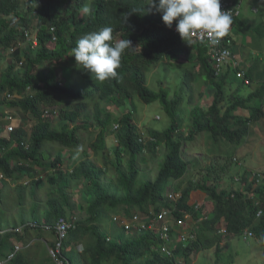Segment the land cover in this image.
Masks as SVG:
<instances>
[{
    "label": "trees",
    "instance_id": "trees-1",
    "mask_svg": "<svg viewBox=\"0 0 264 264\" xmlns=\"http://www.w3.org/2000/svg\"><path fill=\"white\" fill-rule=\"evenodd\" d=\"M150 2L0 0V48L10 51L6 68L0 71V110L4 116L6 112L13 114L17 126L0 139V174L11 183L0 185V205L7 190L4 188L8 186L9 194H13L12 186L17 184L15 189L23 191L19 206L25 209L24 214L32 216L29 221L22 213L17 225L9 226L7 232L0 230V264H55L48 248L55 247L56 226L61 221L74 224L62 249L69 264H78V258L81 264H191L195 253L213 249L220 261L222 253L237 239L264 242V173L244 169L231 178L227 174L240 163L227 157L219 171L209 167L194 182L193 177L198 175L190 174V166L196 167L199 161L189 157L188 147L184 149V144L202 134L210 135L214 143L228 142L235 147L255 136L254 128L264 121V63L256 58L249 67L236 68L249 81V85L241 83V88L254 90L247 97H228L232 69L218 73L210 50L204 44L190 47L187 39L175 36L174 23L171 29L166 27L161 15L149 9ZM84 6L91 9L89 14L82 12ZM251 25L236 18L234 33L225 36L234 41L236 55L245 46L238 49L237 37ZM105 26L112 27L114 41L129 39L133 48L122 55L117 75L101 82L91 79L82 66H76L71 50L83 35ZM262 28L264 23L254 28L261 38ZM29 36L37 46L33 41L24 45ZM165 60L171 70L183 74L184 87L173 96L171 89L155 91L148 85L153 67ZM194 86L200 90L201 102L196 101ZM208 89L215 90L211 99H205ZM9 95L18 98L9 99ZM136 101L159 104L170 121L168 128L156 130L151 126L153 129L141 133L135 122ZM112 107L129 112L119 117ZM57 112L58 122L54 119ZM21 115L28 121L18 126ZM90 126L96 129L90 146L94 153L104 150L109 136L114 139L116 162L109 160L106 153L105 168L90 160L87 153L83 154L85 158L76 156L84 143L80 133ZM50 145L58 151L55 159ZM159 147L165 148L163 157ZM63 150L72 153L71 170L61 169ZM122 154L128 156L126 166ZM138 161L158 164L153 181L145 180L146 172L137 168ZM111 168L119 175L116 187L104 183ZM43 175L46 177L41 179ZM171 179L177 183L174 192L181 195L177 201H171L168 193L162 194L163 186L170 188ZM26 181H30L32 199L37 190H48L45 206L33 204L34 209L25 205L22 184ZM223 181L238 186L226 188ZM77 183H82L81 198L85 199V217L81 219L70 197L75 188L70 189ZM196 193L204 196L202 200L194 198L201 206L198 212L192 202ZM144 205L148 206L147 215L150 208L158 213L171 207L179 220L192 213L196 221L191 231L194 239L185 246L174 232V244H163L159 231L131 232L119 225L105 232L107 208L112 210V220L114 215L127 217L131 209ZM4 215L0 207V226ZM202 217L205 219L197 223ZM220 226H224L225 234L220 233ZM222 241L226 244L222 245ZM17 246L20 248L16 251ZM169 246L172 256L163 252ZM13 252L15 256L9 259Z\"/></svg>",
    "mask_w": 264,
    "mask_h": 264
},
{
    "label": "rangeland",
    "instance_id": "rangeland-1",
    "mask_svg": "<svg viewBox=\"0 0 264 264\" xmlns=\"http://www.w3.org/2000/svg\"><path fill=\"white\" fill-rule=\"evenodd\" d=\"M22 2L28 1V0H21ZM241 7L244 6V13L243 16L240 18V20L247 19L249 22H252V25L249 26L246 30L242 29V32L238 35V43H240L241 47L245 45L248 50L247 53L240 54L241 60L244 61V66L247 68L249 67L248 61H251L252 59H256L258 57H264V37H259L258 33L254 31V28L258 26L260 23H264V0H241ZM252 9L257 10V14L253 15L251 12ZM262 31H264V28H262ZM35 39L33 37H29L26 40V43L24 45H28ZM243 44V45H242ZM20 46V45H19ZM244 47V48H246ZM246 48V49H247ZM10 51H5L3 48H0V71H4L6 68V57L7 62L9 58ZM238 54V53H237ZM246 60V61H245ZM182 73L175 72L171 70L168 66V62L162 61L159 65H156L153 67L151 72L149 73V87L152 90L158 91L161 88L164 89H171L172 96L175 94L176 91L181 90L184 85L182 83ZM229 78V85H231L229 88H227L228 97H231L232 95H241L243 97H247L249 94L248 92L251 90H254V87L250 89L243 87L241 88V80L237 79L233 76ZM240 81V82H239ZM194 89H196L195 93H197L196 101L201 102L200 97V90L197 89V86H194ZM215 90L208 89L205 95V99L209 98L211 99L214 95ZM186 93L183 92L182 95H185ZM204 99V100H205ZM137 105V114L138 117L135 119V122L137 126L139 127L141 133L147 132L148 129H153L151 126H153L156 130H164L168 128L170 125V121L168 120L167 116L164 114V112L161 111V107L159 104H152V105H146L142 104V102L136 101ZM184 107V106H183ZM111 111H113L114 115H117L121 117L123 114H126L129 112V109L124 108L123 110H118L117 108H110ZM2 112L0 110V119L3 117ZM59 114L57 112V116L55 121H59ZM5 120V116L3 117ZM21 123L19 122L18 126L25 125L28 121L27 116H20ZM3 120V121H4ZM5 123L1 122L0 120V130L4 135H6L5 128L7 126V122ZM57 122L55 124H57ZM7 123V124H6ZM15 123V122H14ZM6 125V126H4ZM255 127V126H254ZM17 128V126H16ZM15 128V129H16ZM186 129L189 127L186 126ZM95 127L90 126L89 130H83L81 131L80 135L83 140V146L79 149L78 154L76 156L84 157V153H87L90 160L95 161L100 167L105 168V156L106 153L108 155L109 160L112 162H116V155L114 152L115 144H113V137L109 136L107 138V145L104 148L103 151L99 152L98 154L94 153V151L91 149V144L95 139ZM188 145V146H187ZM188 147V155L190 158H196L198 159V164L196 167L193 165L190 166V174L198 175V177H193V180H198L197 178L200 177V174L202 171H206L209 167L215 166L217 170L219 171V167H221V164L225 163V160L227 157L231 158L233 157L234 160L239 161L240 165H234L233 170L227 174L231 178H235V174L242 173L244 169H248L251 173L253 172H262L264 173V137H259L258 134H255V136H250L246 138V142L241 147H235L228 142H222V143H214L211 139V136L208 134H202L196 138V140L189 144H184V149ZM161 148L160 156L163 157L165 148ZM51 149V155L52 159H55L58 151H54L55 146L50 145ZM57 149V148H56ZM125 162L123 163L124 166L127 164L128 156L126 154H122ZM149 157V154H147ZM61 159L63 160V163L61 165V169H73V162L71 160L72 153L69 151L63 150L61 151L60 155ZM235 162V161H234ZM237 163V162H236ZM137 168L141 170V172H146V181H153L157 174H158V164H156L155 161H151L148 165L141 163L140 161L136 164ZM107 180L104 181V183L112 184V187H116L118 183L119 175L115 172L114 168H111L110 171L107 172ZM46 175H43L41 179H44ZM250 179H252V176H249ZM194 180V182H195ZM30 182V181H29ZM28 181L24 182L22 184L24 188V194H25V205L26 206H33V204H39L44 205V203L49 198V192L46 188L42 190H37V195L35 199H32L30 195V183ZM27 183V184H26ZM17 185V184H16ZM16 185H14L16 187ZM177 183L173 179H171L170 182V188H175ZM223 186L226 188L228 187H237L238 185L233 184L232 182H225L223 181ZM6 189L8 188L5 187ZM75 188L74 192H71ZM83 185L82 183L74 184V186L70 189L71 192V200L75 205V209L77 211V215L80 216L79 219L85 217V199L81 198V194H83L82 191ZM13 194H9V190L7 189L5 193L3 194L4 201L0 205L1 210L5 212V215L3 218H5V221H3L4 232H7L10 230L11 225H17L20 222V218L22 217V213L25 209L23 207L21 208L19 206V196L23 191H18L17 189H14ZM167 188L163 186L162 194L165 195L167 193ZM201 199H203V195L201 196ZM194 198L196 199V194L192 197V202H194ZM45 206V205H44ZM35 207V206H33ZM148 206L144 205L142 208L136 207L135 211L138 212L141 215H145ZM36 209V207L34 208ZM111 208H107L104 213V230L105 232H108L111 230L112 227H114L111 223ZM25 218L27 220L32 221V216L29 212H26V214L23 213ZM120 216H124L122 214H119ZM128 218L131 217V215L127 216ZM76 222V221H75ZM1 225L0 227H2ZM19 226V225H18ZM194 229V227H192ZM222 245L226 244V241L221 242ZM229 245V244H228ZM264 242H260L257 239H251L249 241H245L244 239H237L231 243V245L228 246L227 250L222 253L221 257L222 260H218V256L215 254V249L210 251H202L195 253L191 257V264H264ZM78 264H81L80 258H78Z\"/></svg>",
    "mask_w": 264,
    "mask_h": 264
},
{
    "label": "clouds",
    "instance_id": "clouds-1",
    "mask_svg": "<svg viewBox=\"0 0 264 264\" xmlns=\"http://www.w3.org/2000/svg\"><path fill=\"white\" fill-rule=\"evenodd\" d=\"M222 1L232 4V9L239 7V15L232 17L230 11H221L220 0H151L148 7L161 15L162 22L166 27L171 29L174 23L172 29L175 36L181 37L183 41L187 39L188 46L196 47L198 44H204L208 48L205 43L194 41L191 37L197 33H203L207 35L210 45H218L221 39L228 34V31L229 34L234 33V20L241 18L244 13L241 0ZM90 11L88 6L82 8L84 14H89ZM251 13L255 15L258 12L256 9H252ZM128 16L130 15H127L126 22ZM236 46L239 49L241 45L237 43ZM130 47L133 48L129 39L114 41L112 27L105 26L79 38L76 41V46L71 50V56L75 58L76 66H82L84 71L90 74L91 79L103 82L117 75L121 57ZM237 57L242 62L243 68L244 61L241 60L239 53ZM258 58L264 63V57ZM253 61L254 59L248 63ZM236 72H238L236 69L232 70L235 78ZM169 191H174L173 187L169 188L167 193ZM112 225L114 224L112 223Z\"/></svg>",
    "mask_w": 264,
    "mask_h": 264
},
{
    "label": "built area",
    "instance_id": "built-area-1",
    "mask_svg": "<svg viewBox=\"0 0 264 264\" xmlns=\"http://www.w3.org/2000/svg\"><path fill=\"white\" fill-rule=\"evenodd\" d=\"M221 11H230L232 17L239 15V7L232 9L231 5L226 1L220 0ZM229 34V31H228ZM28 37V34L26 35ZM30 37V36H29ZM192 40L205 43V45L210 50L212 65H214L218 71V73H222L226 69L235 70L236 68L242 67V62L238 59L236 53L232 49L235 46L234 41L230 38L228 40L223 37L218 45L212 46L208 43V37L206 34L197 33L191 37ZM34 45L37 46V42L34 40ZM235 76L237 79L249 84V81L245 78V74L243 72H236ZM9 99H17V95H9ZM4 120V118H3ZM7 123L6 132L10 135L16 128L15 126V118L14 115L10 114V112H6L5 120ZM3 138L0 133V139ZM255 176V175H254ZM259 179L262 176H258ZM5 182H9L4 174H0V185H3ZM168 198L171 201H177L181 199V195L175 193L174 191H169L167 194ZM194 210L198 212L201 208L200 204L194 202ZM131 217L128 218L126 216L114 215L112 217V223L114 225L122 226L126 231L133 232H147V231H159L160 240L162 243H170L174 244L176 236L174 232L178 233L181 237L182 242L187 246L190 244L191 240L194 239V235L191 233L194 230L192 227L196 223L193 220V214H185L183 219L179 220L174 215L175 208L171 207L170 209L162 208L158 213L155 212L153 208H150L149 215L144 213L145 215H141L135 211V209H131ZM261 213H259L260 215ZM205 218H200L197 223L201 222ZM74 228V224L68 221H61L56 226L57 240L55 241V247H49V254L54 261L55 264H69L68 259H66L62 255V249L64 242L68 239L69 233L71 229ZM185 228H188L186 230ZM220 233L225 234L226 230L224 226H220ZM173 231V232H172ZM1 235V232H0ZM251 236V234H248ZM248 236H245L246 238ZM1 241V238H0ZM20 247H16V251ZM80 252L82 250L80 249ZM164 254L168 256H172V246L165 247L163 249ZM16 252L9 254V259H12L15 256ZM5 264V263H2Z\"/></svg>",
    "mask_w": 264,
    "mask_h": 264
},
{
    "label": "crops",
    "instance_id": "crops-1",
    "mask_svg": "<svg viewBox=\"0 0 264 264\" xmlns=\"http://www.w3.org/2000/svg\"><path fill=\"white\" fill-rule=\"evenodd\" d=\"M241 47V46H240ZM239 47V48H240ZM244 47H246V46H244ZM247 48V47H246ZM246 48H244V49H241L242 51H240L239 52V55L242 53V54H244V53H247V50H248V48L246 49ZM240 57H241V55H240ZM249 65H250V62L248 63ZM5 114V113H4ZM3 117H4V115H2ZM3 117L0 119L1 120V122H3V123H5L4 121H3ZM4 126H6V125H4ZM5 128V132H6V127H4ZM254 132L256 133V134H258L259 135V137H264V121H263V123H259L255 128H254ZM0 133L2 134V136H3V138H6L7 136H9L8 135V133L6 132V135H4L3 133H2V131L0 130ZM8 183H10V181L8 182ZM11 184V183H10ZM7 185V184H6ZM15 185V184H14ZM12 186V188L14 187V189H15V186ZM17 186V185H16ZM4 189H6V188H4ZM8 190H10V188H7ZM15 194V193H14ZM202 194H200V193H196V199L198 200V199H201L202 197ZM115 226V225H114ZM0 230L2 231V232H4V230H3V228H0Z\"/></svg>",
    "mask_w": 264,
    "mask_h": 264
}]
</instances>
